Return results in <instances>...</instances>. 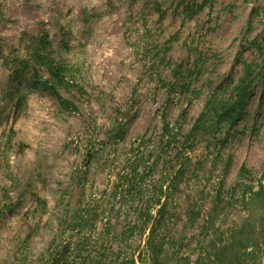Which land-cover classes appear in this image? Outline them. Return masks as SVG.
Instances as JSON below:
<instances>
[{
  "label": "rangeland",
  "instance_id": "rangeland-1",
  "mask_svg": "<svg viewBox=\"0 0 264 264\" xmlns=\"http://www.w3.org/2000/svg\"><path fill=\"white\" fill-rule=\"evenodd\" d=\"M263 66L264 0H0V264H153L132 161L166 203L158 264H264V82L181 144Z\"/></svg>",
  "mask_w": 264,
  "mask_h": 264
},
{
  "label": "trees",
  "instance_id": "trees-1",
  "mask_svg": "<svg viewBox=\"0 0 264 264\" xmlns=\"http://www.w3.org/2000/svg\"><path fill=\"white\" fill-rule=\"evenodd\" d=\"M258 67V66H257ZM263 67L259 68L257 72L253 71L252 67H246L244 69L243 76L239 80L238 84L232 88L230 98L226 101H223L220 103L219 110H214L213 115H210L209 113L203 112L199 118L195 121V124L190 128V130L184 134V139H182L181 144H187L189 146V142H192L194 139L195 133L198 129V126L202 121L206 120H212L214 119L216 122H223L227 124L229 127H233L235 124L238 123L240 120V112L246 105L248 99L252 95V91L255 87L256 82H264V72ZM61 67L58 65H55L54 67H51L50 73L53 76H58L59 70ZM56 98L59 101V104L66 109V102L63 101L58 94L55 93ZM211 100L207 102L205 105V110H208L210 107ZM207 108V109H206ZM178 131L170 130L168 125L166 124L164 126V129L162 131L161 137H165V142L163 144L160 143V148H157L158 153L160 154L161 149L164 146L171 145V142L179 143L177 140ZM164 139V138H163ZM166 144V145H165ZM180 149V147H179ZM136 150L138 153L137 155V161L143 162V158L149 160V156L153 155V151L150 153V150H148V153L143 151L139 153V150H147V147L145 145V142L137 143L136 147L133 149ZM180 152L182 155L178 157L176 160L177 169L176 171H171L170 180L171 181H177L179 178H181L185 173V162L188 161V156L185 153L186 149H181ZM145 156V157H144ZM159 159L156 160L155 163L158 162ZM154 163V162H153ZM152 163V164H153ZM144 168V167H143ZM138 169V165L136 161H132L131 165H129L126 168V171L123 175H119L118 179L121 182V184H124V187L129 188L128 190L133 192L134 200L137 199L139 203V207H135L133 209V223L135 225H130L131 229H143L145 228V224H148L151 219V212L153 208H156V214L153 219V227L149 232V235L147 236L146 240V250L148 254L150 255L151 262L153 264H158L159 261V252L162 249L163 246V240L155 239L156 233L160 231V229L166 228L168 221L166 222V216L167 213H165L166 210V203H160V199L158 195L162 194V188L155 186L154 182H144L145 176H148L149 169ZM244 168L241 169V172H244ZM174 186V184H173ZM118 186H115V189H117ZM174 188V187H173ZM141 196H146L145 201L141 200ZM142 201V202H140ZM136 210V211H135ZM82 225V223H81ZM104 232L101 233L100 238H103ZM103 241V240H101ZM120 255V254H118Z\"/></svg>",
  "mask_w": 264,
  "mask_h": 264
}]
</instances>
